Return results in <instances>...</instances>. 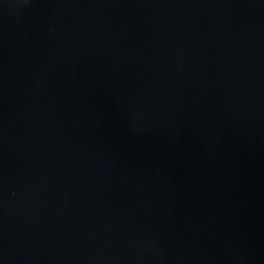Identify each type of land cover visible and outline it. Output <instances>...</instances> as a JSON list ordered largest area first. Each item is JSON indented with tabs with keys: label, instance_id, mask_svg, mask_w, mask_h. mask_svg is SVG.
<instances>
[{
	"label": "water",
	"instance_id": "water-1",
	"mask_svg": "<svg viewBox=\"0 0 264 264\" xmlns=\"http://www.w3.org/2000/svg\"><path fill=\"white\" fill-rule=\"evenodd\" d=\"M0 264H264V0H0Z\"/></svg>",
	"mask_w": 264,
	"mask_h": 264
}]
</instances>
